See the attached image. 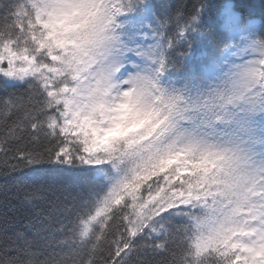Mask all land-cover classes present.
Returning a JSON list of instances; mask_svg holds the SVG:
<instances>
[{"label": "snow or ice", "instance_id": "snow-or-ice-1", "mask_svg": "<svg viewBox=\"0 0 264 264\" xmlns=\"http://www.w3.org/2000/svg\"><path fill=\"white\" fill-rule=\"evenodd\" d=\"M0 154L32 209L0 264H264V24L233 0H0Z\"/></svg>", "mask_w": 264, "mask_h": 264}, {"label": "trees", "instance_id": "trees-1", "mask_svg": "<svg viewBox=\"0 0 264 264\" xmlns=\"http://www.w3.org/2000/svg\"><path fill=\"white\" fill-rule=\"evenodd\" d=\"M161 2V0H155ZM169 3H183L189 12L199 0H166ZM214 3H223L224 0H212ZM235 3H243L251 13V18L264 24V0H233ZM17 161L0 154V230L5 226V218L8 223V233L15 231L27 232L26 226L32 216L29 205L22 203L26 192L31 189L27 184L28 169L22 165L13 170L12 166Z\"/></svg>", "mask_w": 264, "mask_h": 264}]
</instances>
